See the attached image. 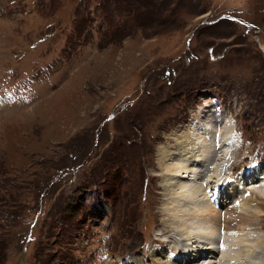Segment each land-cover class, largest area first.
I'll use <instances>...</instances> for the list:
<instances>
[{
	"label": "rangeland",
	"instance_id": "1",
	"mask_svg": "<svg viewBox=\"0 0 264 264\" xmlns=\"http://www.w3.org/2000/svg\"><path fill=\"white\" fill-rule=\"evenodd\" d=\"M0 99V264H158L160 151L214 99L242 133L224 166L264 161V0H0ZM236 183L257 219L223 212L264 245Z\"/></svg>",
	"mask_w": 264,
	"mask_h": 264
},
{
	"label": "bare ground",
	"instance_id": "2",
	"mask_svg": "<svg viewBox=\"0 0 264 264\" xmlns=\"http://www.w3.org/2000/svg\"><path fill=\"white\" fill-rule=\"evenodd\" d=\"M209 111L200 114L193 123L190 122L189 130L187 129L189 133H180L179 137L175 141L173 140L172 147L168 149L161 147L163 150L160 151V154L158 152L160 187H162L163 198H168L166 203H162L161 208L162 224L164 223V229L167 230V233L164 232V234L168 236L164 243L166 246H171L172 243L174 251L167 250L164 247V249L153 250L152 255L158 264L165 262L166 264H199L202 259L209 260L206 264H264V245L262 243L258 244L254 237L252 238L248 232H244V227L242 228L239 225V220H242V218L238 217L236 219L239 220L232 221L233 219H228L224 212L217 210L206 200L210 197L220 196L219 205L222 206L225 198L232 197L233 200H236L238 195V191H234L232 183L228 184L231 182L230 173L228 172L230 169L226 171L228 167L224 166L233 160L236 152V141L232 137L228 141L223 138L222 132L217 131L219 125H217L216 120H212L214 114L212 115ZM231 132L232 129L230 128L227 136ZM211 141H213V147L216 148L217 145L223 153L230 152V155L233 156L225 158V153L217 158L215 163L210 162L211 158L209 165L213 168L207 169L214 173L208 176V180L204 181V177L208 174L205 165H207L209 157L215 155L216 158L215 149L210 147ZM245 174L246 172L240 173L241 178L237 183L241 184L240 180H247L243 179ZM261 175L264 176L262 172L257 173L256 179L257 184H263V187L256 191L255 188L251 192L264 200V178H260ZM183 179H190L195 185H191ZM203 181L205 183L202 186ZM223 182H228L224 188L220 186L212 189L213 186L222 185ZM251 201H237L239 209L245 210V213L246 211L249 212L247 216L249 218L245 220L247 224L248 222L252 224V221L257 219L256 210L254 209L255 212L253 213L250 209L253 203ZM238 204L235 205L238 206ZM224 207L228 208L230 206L223 205L221 208L224 210ZM231 209L234 214L235 207H231ZM233 222L236 223L233 224ZM238 225L241 227V230H237L240 231L239 234L231 232ZM222 226L226 231L224 232V238H226L224 241L219 242ZM207 227L211 228V231H209L216 233V236L211 237V234L209 235L206 232ZM172 232L176 233L175 236L180 237L181 235L182 238H175L171 235ZM204 236L213 238V242L216 241V246H206L209 245V240L205 239ZM260 238L262 237L260 236ZM243 242H247V244ZM234 247L237 248L232 252L231 249ZM172 252H175V254ZM199 257H202V259Z\"/></svg>",
	"mask_w": 264,
	"mask_h": 264
},
{
	"label": "trees",
	"instance_id": "3",
	"mask_svg": "<svg viewBox=\"0 0 264 264\" xmlns=\"http://www.w3.org/2000/svg\"><path fill=\"white\" fill-rule=\"evenodd\" d=\"M67 206H68V205H67ZM72 206H73V205H72ZM72 206L67 207L66 210H67L68 212H71L72 210H70V209L72 208ZM6 221H7V220H6ZM2 260H3V259H2Z\"/></svg>",
	"mask_w": 264,
	"mask_h": 264
}]
</instances>
